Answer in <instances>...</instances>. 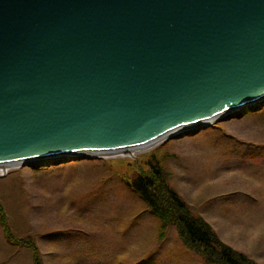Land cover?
<instances>
[{
    "label": "water",
    "instance_id": "1",
    "mask_svg": "<svg viewBox=\"0 0 264 264\" xmlns=\"http://www.w3.org/2000/svg\"><path fill=\"white\" fill-rule=\"evenodd\" d=\"M264 105V0H0V167L127 154Z\"/></svg>",
    "mask_w": 264,
    "mask_h": 264
},
{
    "label": "rangeland",
    "instance_id": "2",
    "mask_svg": "<svg viewBox=\"0 0 264 264\" xmlns=\"http://www.w3.org/2000/svg\"><path fill=\"white\" fill-rule=\"evenodd\" d=\"M149 161L226 244L264 264L263 240L248 238L264 225V112L132 158L9 170L0 175V204L16 236L36 239L45 264H205L182 246L173 227L160 238L162 224L121 181L147 171ZM0 264H32L30 250L9 245L1 224Z\"/></svg>",
    "mask_w": 264,
    "mask_h": 264
},
{
    "label": "trees",
    "instance_id": "3",
    "mask_svg": "<svg viewBox=\"0 0 264 264\" xmlns=\"http://www.w3.org/2000/svg\"><path fill=\"white\" fill-rule=\"evenodd\" d=\"M255 112L260 111L254 108ZM150 163L147 171H142L133 179H123L125 185L136 192L161 223L163 229L175 227L183 245L200 256L207 264H259L246 254L225 244L212 226L203 218L193 214L190 207L171 188L168 175L158 164ZM33 170L40 171L39 167ZM0 224L10 245L31 251L32 264H45L41 251L33 238H22L13 232L5 207L0 204Z\"/></svg>",
    "mask_w": 264,
    "mask_h": 264
},
{
    "label": "crops",
    "instance_id": "4",
    "mask_svg": "<svg viewBox=\"0 0 264 264\" xmlns=\"http://www.w3.org/2000/svg\"><path fill=\"white\" fill-rule=\"evenodd\" d=\"M221 231H222V228H221ZM222 236L225 237L224 233L222 234ZM248 238H255L256 240L261 239L263 240V244H264V225H261L260 228L259 227L255 228L252 235L249 236Z\"/></svg>",
    "mask_w": 264,
    "mask_h": 264
},
{
    "label": "bare ground",
    "instance_id": "5",
    "mask_svg": "<svg viewBox=\"0 0 264 264\" xmlns=\"http://www.w3.org/2000/svg\"><path fill=\"white\" fill-rule=\"evenodd\" d=\"M6 170L4 168H0V175H4L6 172Z\"/></svg>",
    "mask_w": 264,
    "mask_h": 264
}]
</instances>
